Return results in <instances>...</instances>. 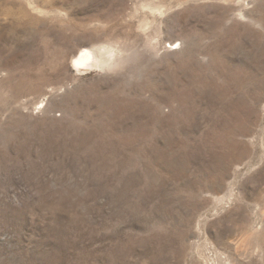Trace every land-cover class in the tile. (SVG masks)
Returning <instances> with one entry per match:
<instances>
[{"label": "rangeland", "instance_id": "1", "mask_svg": "<svg viewBox=\"0 0 264 264\" xmlns=\"http://www.w3.org/2000/svg\"><path fill=\"white\" fill-rule=\"evenodd\" d=\"M0 264H264V0H0Z\"/></svg>", "mask_w": 264, "mask_h": 264}, {"label": "bare ground", "instance_id": "2", "mask_svg": "<svg viewBox=\"0 0 264 264\" xmlns=\"http://www.w3.org/2000/svg\"><path fill=\"white\" fill-rule=\"evenodd\" d=\"M175 43H173V45H174ZM92 54V53H91ZM90 57H92L91 55H87V54H83L82 56H80L79 58H78V61H83V62H90L91 60V58ZM75 60V59H74ZM77 61V60H76Z\"/></svg>", "mask_w": 264, "mask_h": 264}]
</instances>
